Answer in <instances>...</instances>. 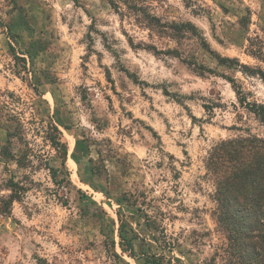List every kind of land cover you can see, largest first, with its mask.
I'll return each mask as SVG.
<instances>
[{"label": "rangeland", "instance_id": "rangeland-1", "mask_svg": "<svg viewBox=\"0 0 264 264\" xmlns=\"http://www.w3.org/2000/svg\"><path fill=\"white\" fill-rule=\"evenodd\" d=\"M0 21V189H25L0 264H213L205 159L263 135L229 80L264 105V0H0Z\"/></svg>", "mask_w": 264, "mask_h": 264}, {"label": "trees", "instance_id": "trees-1", "mask_svg": "<svg viewBox=\"0 0 264 264\" xmlns=\"http://www.w3.org/2000/svg\"><path fill=\"white\" fill-rule=\"evenodd\" d=\"M0 28L7 30L1 21ZM260 60L264 62V55ZM240 68L244 71L246 67ZM260 76L264 82V73ZM229 82L238 102L246 105L264 130V105L248 103L234 80ZM15 136L7 133L6 141ZM59 137V130L53 126L48 140L56 149L63 147ZM6 150L7 147H3L2 154L8 155ZM61 164L64 165V161ZM205 169L214 182L212 200L215 208L212 216L217 231L223 237V243L216 248L211 262L264 264V132L262 136L247 132L215 143L205 159ZM56 174L57 170H52L53 178ZM4 189L9 193L3 195V189H0V217L6 218L25 189L13 179L6 183ZM124 228L125 224L121 222L119 248L122 253L133 256L132 242L122 236Z\"/></svg>", "mask_w": 264, "mask_h": 264}]
</instances>
